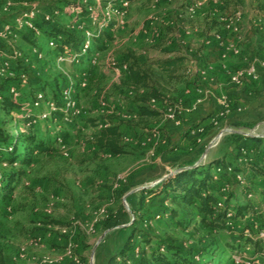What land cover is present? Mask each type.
<instances>
[{
  "label": "rangeland",
  "instance_id": "obj_1",
  "mask_svg": "<svg viewBox=\"0 0 264 264\" xmlns=\"http://www.w3.org/2000/svg\"><path fill=\"white\" fill-rule=\"evenodd\" d=\"M263 9V0H11L10 4L0 0V69L15 58L28 68V74L18 75L20 82L8 87L15 89L21 107L8 113L0 106V122L12 134L34 133L38 143L29 165L9 163L0 154V185L11 174L17 175L9 199L0 196V264H106L133 227L151 244H162L161 252L171 260L168 246L182 249L187 260L198 264H264V255L253 244L260 242L264 252V236L258 234L264 229V178L246 168V162L264 167V141L253 144L244 137L264 138L260 117L264 107L258 109L257 121L250 104L240 109L243 115L237 124L220 122L215 116L213 136L204 139V155L193 165H210L214 182L225 168L211 160L213 156L242 168L237 174L230 172L229 188L212 184L220 206L225 198H232L224 228L208 229L195 210L186 216L169 197L148 192L161 189L164 179L187 168L183 151L176 141L167 140L163 127L171 120L170 107L175 108L176 122L172 121L180 125V110L175 107L180 98L175 100L178 94L172 83L186 80L187 70L196 76L194 54L202 51L198 40L212 30L211 25L220 24L214 18L229 19L236 27L242 17L252 18ZM24 14L36 22L52 16L59 26L73 24L71 30L79 33L81 43L88 40L90 48L84 51L80 44L78 50L57 51L50 39L24 23ZM85 29L91 32L88 38ZM183 42L190 58L187 64L176 77H159L168 105L142 102L140 96L145 97L147 89L127 87L124 67L132 59L150 64L178 55ZM241 49L246 56L249 49ZM258 49L264 56V46ZM237 57L230 60L228 74L230 79L243 75L239 82H230L255 86L253 81L258 80L263 85L264 75L258 72L255 77L247 71L252 65L264 68V58L248 63ZM205 62L202 54L200 64L208 73ZM191 82L197 83L193 78ZM215 94L222 102L224 98ZM256 99L262 100L256 107H262L264 93L256 94ZM199 100L196 97L194 103ZM139 106L161 115L141 118ZM222 112L217 116L222 117ZM109 116L120 124L122 155L113 156L92 144ZM245 143L251 152L242 156L239 149ZM17 150L22 156L25 145L20 142ZM235 204H250L253 211L236 216L231 208ZM170 208L180 213L172 217ZM133 240L145 247L137 237ZM201 252H205L202 258Z\"/></svg>",
  "mask_w": 264,
  "mask_h": 264
},
{
  "label": "trees",
  "instance_id": "obj_2",
  "mask_svg": "<svg viewBox=\"0 0 264 264\" xmlns=\"http://www.w3.org/2000/svg\"><path fill=\"white\" fill-rule=\"evenodd\" d=\"M51 17L40 22L33 20V26L48 39L55 41V49L57 51L61 52L65 49L78 50L82 38H80L76 30H71L73 24L68 25L70 28L59 26L54 21V18ZM183 63L184 57L181 55L158 58L150 64H147L145 61L139 62L136 59H132L127 63V74L123 83L127 87L137 90L146 88V96H140L142 102L156 100L162 103L165 99L168 100V98L165 96L167 90L159 82V77L164 75L169 78L176 77L177 71L182 67ZM9 69L13 75H9L8 73L0 75V106L3 111L8 113L21 107V103L9 93L8 87L21 81L18 77L19 74H28V68L21 59L15 58V60H11ZM33 75L35 76V74ZM138 110L137 115L141 118H156L161 115V111L145 106H139ZM247 138L257 143H263L264 141V138L261 137L249 136L245 140ZM20 142L25 145L22 156L17 150V145ZM92 144L97 150L108 152L113 156L124 154L125 150L122 145L120 124L111 116L106 118L104 124L93 135ZM35 145H38V143H36L34 133L19 132V134H12L0 122V154L5 156V161L9 163L21 161L20 163L29 165L33 159ZM244 147L249 150L246 147V143ZM239 153L242 154L241 147ZM216 163L225 168L224 174L219 176L216 182H214L215 180L213 181L209 170L210 165L202 166V164H198L176 172L161 182V189H152L148 190V192L154 195H165L166 198L169 197L171 203L181 207V212L186 216L190 215L191 210H195L201 217V223L208 229L217 230L224 228L228 218V205L232 198L230 196L227 199L225 198L223 206H219V200L212 190V184L220 183L221 186L229 188V174H237L242 168L225 163L222 159H217ZM228 167L230 168L229 172H227ZM246 168H251L255 173L260 174L264 178L263 166L246 162ZM16 181L17 175L11 174L7 182L0 185V196L3 199H9L13 190V184ZM117 195L120 197V192ZM231 208L234 210L236 216L242 215L244 210H252L250 204H235ZM179 213L180 211L177 208H170V215L172 217H176ZM137 231L138 229L131 228L119 252L110 256L106 260V264H198L194 260H187L183 255L184 251L182 249L176 247L170 248L168 246L166 251L174 259L171 260L165 253L161 252V249L164 248L162 244H151L149 238ZM136 237L140 243L145 244L144 248H141L139 243L134 242L133 239ZM253 244L255 249L260 251L259 254L264 255V252L260 248V242L253 241ZM204 255L205 252L200 253L201 258Z\"/></svg>",
  "mask_w": 264,
  "mask_h": 264
},
{
  "label": "crops",
  "instance_id": "obj_3",
  "mask_svg": "<svg viewBox=\"0 0 264 264\" xmlns=\"http://www.w3.org/2000/svg\"><path fill=\"white\" fill-rule=\"evenodd\" d=\"M255 4H257V2L253 1L252 5L254 6ZM214 19V21L220 24L211 25L212 30H210L209 33L205 31L204 37L198 40L199 44L202 46V51L194 54L196 61L194 66H198L196 76L190 75L189 70H187V72L183 73V79L186 80L172 83L175 87L174 93L178 94L175 96V100L180 98L178 101L179 103L175 105V107L180 110L179 116L177 117V119L180 120V125L175 126V122L170 120L165 123L163 127L164 135H166L167 140L176 141V143H178L177 148L181 152L183 151L181 155L183 160L187 163L184 167L193 166L204 155V139L213 136V128L215 127L213 126L214 123L212 119L215 116L220 122L237 124V121L241 119V115H243L240 109L250 104L253 105L251 107H255V110L252 112V119L257 121L258 109L261 110L264 107V105L260 108L256 107L259 103H262L261 99H256V94L264 93V84L259 85L257 83L258 80L253 81L256 82L254 83L255 86H248L247 83L243 84V82L239 84L232 83L230 82L231 79L228 74V71L232 70L230 69V60L236 58V56H238V60L242 58L243 62L246 61L248 63L259 62L264 58V56L259 55L260 51L258 49L259 46H264V11L263 13L252 15V18L248 17L244 19V17H242V20L236 22V27L233 26L234 23L232 22L231 28L226 27V22H221L222 20H217V18ZM235 20H237V18ZM218 34L220 39H216L215 37ZM180 44L181 45L179 46L178 44V46L182 48L180 52L177 51L176 54L183 56L184 64H187L189 56L183 49L185 42ZM229 46H235L241 50V52H239V54H233L231 51L226 50ZM242 47L249 49L246 56L243 55ZM201 53L204 55V58L207 59L204 66L209 69L208 73H204V68H202L203 66L200 64L202 60ZM257 69L259 74L261 73L263 76L264 68L257 66ZM191 78L195 79L197 83L193 84V82H191L190 84ZM199 82L201 85L196 88H202L201 93L195 88ZM204 89H207V92H204ZM256 91H259V93H256ZM215 92H218L219 95L224 98L221 100L222 102L218 103V95H216ZM196 97L200 98L197 104L194 103ZM161 107L164 108V106ZM223 109H225V114L222 112ZM221 112L223 113L221 114L222 117H218V113ZM260 117L264 119V111L260 114ZM262 122H264V120H262ZM204 133L206 134L205 136ZM251 141L253 144H257V142ZM210 154L211 152L209 151L208 155L210 156ZM219 157L220 156L217 155L213 156L211 160L220 159Z\"/></svg>",
  "mask_w": 264,
  "mask_h": 264
},
{
  "label": "built area",
  "instance_id": "obj_4",
  "mask_svg": "<svg viewBox=\"0 0 264 264\" xmlns=\"http://www.w3.org/2000/svg\"><path fill=\"white\" fill-rule=\"evenodd\" d=\"M10 1L11 0H6V3L7 4H10ZM120 6L121 7H124L125 6V3H123V2H121L120 3ZM76 8L78 9V6H76ZM24 16V18H25V24L28 26V27H30V28H32V29H34V30H36L35 29V27L33 26V20H29V18H26V16L27 15H23ZM226 21V24H227V28H231V26H232V22L228 19V20H225ZM84 34H85V36L88 38V37H90V35H91V32L89 31V30H87V29H85L84 31ZM38 33H39V31H38ZM91 37H93V35L91 36ZM216 37V39H220V36H219V34L218 35H216L215 36ZM50 44L51 45H55V41L54 40H51V42H50ZM81 47L83 48V50L84 51H86V50H88L89 48H90V44H89V41L88 40H84L83 41V43H81ZM226 50L227 51H231L233 54H238L239 53V49L238 48H236L235 46H229V47H227L226 48ZM261 64H262V66L264 67V61L263 62H261ZM5 65H6V68H1L0 69V71H2L4 74L5 73H8L9 75H13V73H11L9 70V64H8V62L7 63H5ZM252 68L249 70V71H247V73L248 74H255V77L258 75L257 73H258V70H257V67L256 66H254V65H252L251 66ZM125 69L127 68L126 66L124 67ZM0 74L1 75H3L1 72H0ZM241 75H243V74H237V75H235V76H233V77H231V79L234 81V82H239L240 81V77H241ZM22 76H24V74L22 75ZM9 93L13 96V97H15V95H16V93H15V89L14 88H9ZM197 91H201L199 88H197ZM152 102H159V101H156V100H153ZM167 102L168 101H166V99L162 102V105H164V106H167L168 104H167ZM161 103V102H160ZM53 104H55V102H51L50 103V105L51 106H53ZM171 111V112H170ZM168 117H169V119H171V120H173V121H175L176 122V115H175V108H172V107H170V109H169V114H168ZM223 134H222V132H219V134H218V137H221ZM244 137H247V136H244ZM214 140H215V138H214ZM214 143H210V146H212ZM241 152H242V156H244V155H246L247 154V152H251L250 150H248L247 148H241ZM263 159H264V154H263ZM227 170H229L230 171V168L228 167L227 168ZM218 171H219V169H218ZM218 205L220 206L221 205V202L219 201L218 202ZM259 236H264V229H261L260 231H259Z\"/></svg>",
  "mask_w": 264,
  "mask_h": 264
}]
</instances>
